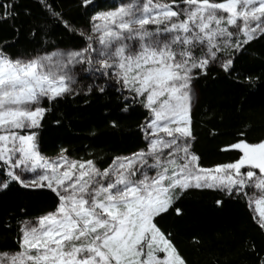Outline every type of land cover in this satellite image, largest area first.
Wrapping results in <instances>:
<instances>
[{"label": "snow or ice", "instance_id": "6c2138e0", "mask_svg": "<svg viewBox=\"0 0 264 264\" xmlns=\"http://www.w3.org/2000/svg\"><path fill=\"white\" fill-rule=\"evenodd\" d=\"M38 3L46 21L62 23L84 45L52 43L22 55L9 50L16 40L0 41V193L18 185L46 190L53 201L37 217L24 206L0 216V264H191L177 233L161 224L171 212L183 217L177 201L191 190L220 193V210L223 197L246 199L264 235V136L252 140L239 131L218 149L235 158L205 167L193 130L197 82L213 64L234 71L237 56L264 40V0H122L94 12L87 28L65 20L57 0ZM79 7L87 15L96 4L79 0ZM20 15V0H0V27L19 33ZM44 31L42 22L30 35ZM109 88L121 94L123 112L144 110L137 128L145 146L113 156L106 167L93 152L74 157L62 147L55 157L43 154L45 104ZM190 243L200 248L204 239L194 235ZM243 251L251 264H264L255 241Z\"/></svg>", "mask_w": 264, "mask_h": 264}, {"label": "trees", "instance_id": "16d2710c", "mask_svg": "<svg viewBox=\"0 0 264 264\" xmlns=\"http://www.w3.org/2000/svg\"><path fill=\"white\" fill-rule=\"evenodd\" d=\"M121 2L94 0L96 7L85 15L79 0H57L64 19L84 28L89 26V17L94 12L113 10ZM24 7L31 10V16L23 13ZM20 9L21 15L16 21L19 33H14L10 24L0 27V41L16 40L15 46L9 49L13 54L34 55L42 48H50L52 43L61 49L84 45V40L62 23L46 21L38 0H20ZM42 22L45 31L33 38L30 30ZM45 38L49 41L47 45L42 42ZM91 82V78L81 80L82 85ZM196 87L199 100L193 112L197 138L194 148L203 166L234 159V153H222L218 149L234 140L241 130L247 131L252 140L264 136V40L255 41L237 56L234 71L225 72L218 63L210 65L208 75L202 77ZM122 103L121 94L113 88L104 94H81L46 103L49 111L40 133L43 154L55 157L62 147L74 157H85L93 152L103 156L102 164L106 167L113 156L128 155L144 147L137 128L144 110L137 106L135 111L125 113L121 110ZM113 120L118 127L111 126ZM248 125H252L251 130ZM219 198L221 194L214 190H191L177 201V206L184 210L183 217L171 212L161 224L177 233V242L191 264H216L217 258L221 264L225 260L228 264H251L252 258L243 251L245 242L255 241L259 248H264V235L253 226L255 212L246 206V199L227 197H223L224 208L217 209L214 201ZM52 203L46 190L29 191L13 185L9 191L0 193V216L24 206L29 216L37 217L50 210ZM194 235L204 239L202 247L192 246L190 238ZM7 243L11 245V240Z\"/></svg>", "mask_w": 264, "mask_h": 264}, {"label": "rangeland", "instance_id": "374dc122", "mask_svg": "<svg viewBox=\"0 0 264 264\" xmlns=\"http://www.w3.org/2000/svg\"><path fill=\"white\" fill-rule=\"evenodd\" d=\"M120 4H121V3H120ZM257 196H259V192H257ZM254 207H255V206L253 205V207H252L253 210H254ZM254 212H255V211H254ZM256 214H257V213L255 212V215H256Z\"/></svg>", "mask_w": 264, "mask_h": 264}]
</instances>
